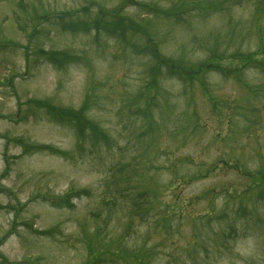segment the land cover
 <instances>
[{"label":"rangeland","instance_id":"374dc122","mask_svg":"<svg viewBox=\"0 0 264 264\" xmlns=\"http://www.w3.org/2000/svg\"><path fill=\"white\" fill-rule=\"evenodd\" d=\"M122 1L0 0V264H264V65L193 81L161 68L146 94L155 63L136 49L146 35L192 63L218 52L228 71L229 54L263 51L264 0L186 13L136 0L121 12L142 28L124 40L99 12ZM40 103L86 105L107 140L78 138Z\"/></svg>","mask_w":264,"mask_h":264},{"label":"trees","instance_id":"16d2710c","mask_svg":"<svg viewBox=\"0 0 264 264\" xmlns=\"http://www.w3.org/2000/svg\"><path fill=\"white\" fill-rule=\"evenodd\" d=\"M203 1V3H200L196 0H183L181 2L180 7H185V13L189 10L191 11H208L210 9L209 4L207 3V0H199ZM137 5L140 6L136 0H123L121 5L116 7L112 10H105L103 8H100V13L105 18L103 24V28H105L104 31L115 34L121 38L126 37V32H128V35L134 36L137 35V33L140 32V27L138 23L134 22L127 16L122 15L123 8L127 7V5ZM192 4H195L196 8L192 6ZM260 5L263 4V1L259 3ZM70 14L67 15L69 17ZM34 19H42L43 17L36 15ZM66 16V15H64ZM64 16H58L60 19H63ZM63 29H71V31H78L77 25L80 24L83 25L81 22H70V23H62ZM95 26L97 25V22L94 23ZM87 26V25H85ZM144 34H146V31H144ZM144 41L145 44L143 47H136L137 51L141 53V51H146L150 59L155 63L154 67L149 68V77L150 80L147 84V92L146 94H151L157 87V90L159 88V85L157 84L158 79L164 74V70L161 72L160 69H166L167 71L171 72V75H173L175 78L184 77L186 75L189 80H197L195 78L196 75H202L203 72H210V71H221L225 72L229 75H235L237 78H241V75L244 73L246 69L249 68H257L258 65H264V47L261 48L263 51L259 53H244L243 52H237L235 54H229L228 58L230 61H233L235 64L231 67H226L228 71L224 70L222 68V63H220L221 60H224L226 55L225 54H219L212 53V55L209 57L208 61L205 62H199V63H192L188 62L184 58H175L172 56H166L163 55L160 50L159 46L151 39L148 38L146 35H144ZM127 45H130L131 48L134 50L133 43L130 41H124ZM39 54L41 57H44L46 61H48L52 65H56L58 67H62L66 64L75 63L79 60L78 56L68 54L63 51H44L40 50ZM258 64V65H255ZM225 67V66H224ZM192 75V76H191ZM247 88H250L247 84H244ZM203 93L206 96H209L207 93L206 88L201 83ZM142 95V94H141ZM211 98V97H210ZM87 102V100H85ZM36 103V102H35ZM40 107H42L47 115L54 121L57 122H70L76 131V136L78 138L84 137V135H88V137L93 138L95 136V140L97 138H103L106 137V134L103 132L101 128L97 125L96 122H93L92 120H89L86 116V105L80 106L78 109L74 108H61V107H54L47 103H40ZM105 140V138H104ZM107 140V137H106ZM37 151H44V148L36 149ZM27 151V149H26ZM58 151V150H57ZM58 154H62L60 151H58ZM264 188V184H263ZM81 195V192L86 191H79ZM247 191H244L243 194H245ZM78 195H74L76 197ZM56 202H54L55 206H63L64 204L67 206H70L71 203L68 200L67 197L61 198H55ZM59 203V205H58ZM175 208L171 207L170 209ZM138 255L135 253H132V256L129 257L130 261H137Z\"/></svg>","mask_w":264,"mask_h":264}]
</instances>
